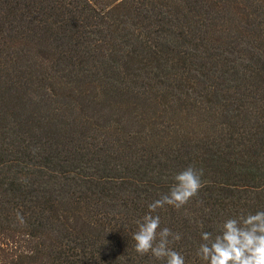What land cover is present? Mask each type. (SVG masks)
<instances>
[{
	"label": "trees",
	"instance_id": "16d2710c",
	"mask_svg": "<svg viewBox=\"0 0 264 264\" xmlns=\"http://www.w3.org/2000/svg\"><path fill=\"white\" fill-rule=\"evenodd\" d=\"M188 166L154 214L204 264L264 210V0H0V264H163L132 233Z\"/></svg>",
	"mask_w": 264,
	"mask_h": 264
},
{
	"label": "clouds",
	"instance_id": "9594fccd",
	"mask_svg": "<svg viewBox=\"0 0 264 264\" xmlns=\"http://www.w3.org/2000/svg\"><path fill=\"white\" fill-rule=\"evenodd\" d=\"M202 176L203 169L193 166L176 172L168 192L147 205L148 211L137 220V230L132 233L136 253L150 254L163 264H186L185 256L171 246L182 235L161 227V217L154 213L166 206H186L204 186ZM16 220L20 225L26 223L19 211ZM200 239L196 255L204 264H264V210L226 217L215 234L201 231Z\"/></svg>",
	"mask_w": 264,
	"mask_h": 264
}]
</instances>
